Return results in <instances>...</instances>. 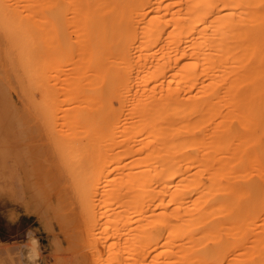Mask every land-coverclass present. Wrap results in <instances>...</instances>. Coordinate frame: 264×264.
<instances>
[{
    "label": "bare ground",
    "instance_id": "obj_1",
    "mask_svg": "<svg viewBox=\"0 0 264 264\" xmlns=\"http://www.w3.org/2000/svg\"><path fill=\"white\" fill-rule=\"evenodd\" d=\"M2 105L69 264H264V0H0Z\"/></svg>",
    "mask_w": 264,
    "mask_h": 264
},
{
    "label": "rangeland",
    "instance_id": "obj_2",
    "mask_svg": "<svg viewBox=\"0 0 264 264\" xmlns=\"http://www.w3.org/2000/svg\"><path fill=\"white\" fill-rule=\"evenodd\" d=\"M117 95L119 96L118 92H117ZM0 108H1L0 117L6 115L7 113H8L7 115H10V116L14 115L13 112H10L9 110H8L9 111L8 112L5 109L6 106H4V108H3V105H2V106H0ZM2 110L3 111L5 110L4 114H3ZM5 121H7V120H4L3 122H5ZM0 122H2V120H0ZM5 125L6 124L2 125V123H0V128H1V130H0V151H1L0 152V155H1L0 159H2V161L0 160V165H1L0 174H1V176L3 175L2 179L0 178V180L3 181L6 178V183L4 182L3 184H7V187L9 186L10 191L13 190V189L14 190L17 189V193L18 194L16 193V191L14 193L10 192L9 188H7L6 186H3V184H0V187L2 185L4 188L5 187L7 188V190L5 189L6 191H4V188H1L3 191L0 189V254L3 255V257H2V255L0 257L1 258L0 259L1 260L0 264H4V263L5 264H15V263L18 264L19 262H20V264H22V263L23 264H25V263L26 264H33V263L34 264H53V263L54 264H69L71 262H74V258H73V260H72V258H71V260H67V255L69 254L70 251H71L70 252V256H72L73 253H81V251H79L78 248H72V247L69 248V243H67V242H69V239H68L69 237L65 233L66 230H64L66 228L65 224H64V219H65L66 212H65V214L63 212V211H66V209L64 210L63 208H61L62 207L61 205H64L63 206L64 208H66V207H65V204L63 202H60L62 200V198H60L61 196L59 194H62V192L59 189L60 188V186L58 185L59 183L57 184L58 179L56 177H53V176L52 177L47 176V178L44 176L45 181L48 182L49 184H52V182L55 183L54 186H56V187H54L53 184L52 185H48V183L46 184V182L42 178L43 175L40 177L41 179H38L36 177L29 178L28 175H27V177L29 178L28 181L30 183L34 182L32 184L33 188L36 187V185H37V187H36L37 189L35 188L36 193L33 192L35 190L32 189V187H30V185H29L30 183L28 181H26L27 177H26L25 173L23 174V171L17 170V167L15 166V165H18V164H16L17 158L19 159L23 155V159H22L23 161L20 158L21 163H19V164L22 165V162L24 164L25 163H29L30 162L29 158H30V156L32 157V155H31V153H29L30 151H28L29 154L25 152V154H20V157L17 156L16 152H17V148L18 147L13 145L14 148H11L12 143H15V142L10 143L9 141H14L17 138L15 136H18V133H16V135L14 133V137L12 136L13 133H9L10 135L7 134L9 131L7 132L8 128L7 129L3 128V126H5ZM11 128L12 129H10V127H9V129L12 130L13 132L17 131L13 126H11ZM2 130H6V132H4ZM7 135H9L8 138H7ZM5 137H6V140L8 142L5 140ZM20 142H22V141H20ZM3 146H4L5 149H3ZM40 148L42 150H44L43 149L44 148L43 145H41ZM9 149L10 150L15 149V150L10 151ZM41 149H40L39 156L41 154H44V151H42L43 152L42 153ZM15 153H16V155H15ZM26 155H28L29 158ZM6 157L7 158L10 157L9 160H6L7 159ZM25 157L28 158L27 162L25 161L26 160ZM4 158H5V160H4ZM13 162H14V165L11 164ZM7 164H10V165H7ZM10 166L11 167L15 166V169H14V167L13 168H9ZM12 169L14 171L16 170V173L14 172L15 175L17 174L15 176V178H14L13 172H10V171H12ZM2 170H4V172H6V174H4V172H2ZM7 174H10V177H8L9 175L7 176ZM19 175H21L22 179H21V177ZM4 176H5V178H4ZM9 178H11V179H9ZM53 178L54 179L56 178L57 181L54 182L56 179L54 180ZM7 179L9 180V182H10V180L12 181V182H10V184L13 183V186L10 185L9 182L7 183V181H8ZM19 179L22 180V181H19ZM39 180H43V182L40 181L41 182L40 183ZM51 180H53V181L50 182ZM1 181H0V183H1ZM38 182H39V184H38ZM35 183H37V184H35ZM39 186H42L41 187V192L43 194L47 191L46 194H45V197H43L44 195L42 193H41L42 194L41 195L42 198L40 196H39L40 198L37 197V196L35 197V195H38L40 193V187ZM50 186H53V187L51 188ZM11 187H14V188L12 189ZM20 187L22 189H20ZM43 189H46V191L44 192ZM49 189H50V191H48ZM22 193H24L25 195L22 194ZM57 193H59V194H57ZM57 195L60 196L59 197L60 199L58 198ZM47 196H48V200H45ZM9 198H11V199H9ZM14 198H15V200H14ZM39 200H40L41 203L39 202ZM48 201H49V203H48ZM36 202H38L39 205L36 204ZM50 202L53 203V204L51 203L52 206H50ZM40 204H41V206H40ZM45 210H46V213H45ZM61 213H63V214H61ZM61 216H63L64 218L62 217L63 218L62 219ZM59 219H61L63 221V223ZM57 239H58L59 243L57 242ZM36 240H37V243H36ZM60 244L65 248V250L67 249L68 251H64V250L62 251L61 250L62 252H60V250H59L60 248H57L58 245H59L58 247H62V246H60ZM26 246H27V249H25ZM66 247H68V248H66ZM22 248H24V250ZM20 249L23 252H25V254L27 255L28 258L26 257L25 254H22V251ZM17 250H19L20 252L17 251ZM26 250H28V251L30 250V251L28 252ZM55 251H56V253L58 251V253H57L58 255L60 253H61V255L62 254H66V255H62V256L59 255V257H58V256H56L57 254L55 253ZM66 252H68V254ZM14 253H15V257L13 258ZM20 254H22V255L20 256ZM23 255H25V256L22 257ZM70 256L68 255V259L70 258ZM55 258H56V261H55ZM17 259H19V260H17ZM36 259H37V261H36ZM30 260H32V261H30Z\"/></svg>",
    "mask_w": 264,
    "mask_h": 264
}]
</instances>
